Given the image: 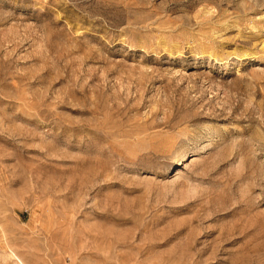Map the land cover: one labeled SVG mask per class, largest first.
I'll use <instances>...</instances> for the list:
<instances>
[{
  "label": "rangeland",
  "instance_id": "obj_1",
  "mask_svg": "<svg viewBox=\"0 0 264 264\" xmlns=\"http://www.w3.org/2000/svg\"><path fill=\"white\" fill-rule=\"evenodd\" d=\"M17 260L264 264V0H0Z\"/></svg>",
  "mask_w": 264,
  "mask_h": 264
},
{
  "label": "bare ground",
  "instance_id": "obj_2",
  "mask_svg": "<svg viewBox=\"0 0 264 264\" xmlns=\"http://www.w3.org/2000/svg\"><path fill=\"white\" fill-rule=\"evenodd\" d=\"M12 255V254H11ZM18 259V258H17ZM21 260V259H20ZM20 260H17L16 262H17V264H25L24 262H22V261H20ZM15 262V263H16Z\"/></svg>",
  "mask_w": 264,
  "mask_h": 264
}]
</instances>
